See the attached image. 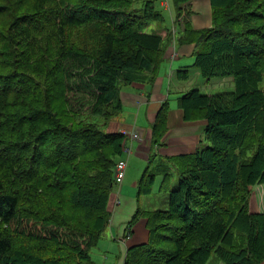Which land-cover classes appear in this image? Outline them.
<instances>
[{
  "label": "trees",
  "instance_id": "16d2710c",
  "mask_svg": "<svg viewBox=\"0 0 264 264\" xmlns=\"http://www.w3.org/2000/svg\"><path fill=\"white\" fill-rule=\"evenodd\" d=\"M189 1L0 0V264H95L115 166L132 141L107 126L122 87L157 78L165 5L179 42L194 44L191 68L232 78L234 91L179 97L184 121H206L205 145L150 169L168 130L161 104L138 194L159 175L165 188L172 173L178 182L167 209L132 217L129 226L147 220L148 238L123 264H264V213L248 209L264 184V0H210L201 30L190 28Z\"/></svg>",
  "mask_w": 264,
  "mask_h": 264
},
{
  "label": "crops",
  "instance_id": "0c3cea01",
  "mask_svg": "<svg viewBox=\"0 0 264 264\" xmlns=\"http://www.w3.org/2000/svg\"><path fill=\"white\" fill-rule=\"evenodd\" d=\"M187 4V9L191 13L187 17L190 28L201 30L211 26L210 0H190ZM167 9L164 6L165 12ZM168 12V17H165L167 22L161 26L160 32L165 35L168 30H171L173 35L168 37L166 34L162 37L165 53L155 82L148 85L137 81L122 87L119 92L122 104L120 120L116 124L112 123V129H109V125L107 126L108 132H131L139 128L144 131V138L140 143L131 141L129 143L132 149L131 153L129 156L123 154L122 158H127L128 161L124 179L121 184L115 185L112 189L108 202L109 226L103 233L97 247L91 251L95 264H123L127 249L145 243L148 238L147 220L145 218H140L134 225L129 226V222L135 213L138 210L166 209L165 201L163 207H158L155 203L148 204L149 197L155 196L156 192L161 194L162 191L166 190L162 182V175L156 177L150 194L141 196L138 194L140 176L149 165L151 126L161 104L166 100L169 102L168 130L162 139V145L151 149L157 155V159L150 164V169H154L155 165L153 164L158 160H163V157L192 153L205 143L203 132L206 121H184L183 111L177 106V99L188 92L187 88L196 89L194 85L201 81V74L198 69L191 68L194 62L192 57L194 44L179 42V35L177 34L182 31V25L175 24V15L172 9H169ZM174 28H176L175 33H173ZM187 68L189 69L188 78L186 80L179 79V73ZM212 82L214 86H224L226 83L231 85L232 78L204 80L203 88L207 86V83ZM206 92L207 95L212 94L211 89ZM171 95L180 96L175 99L176 102L172 103ZM159 163L157 162V164ZM144 200L146 201L145 208L142 207L141 203Z\"/></svg>",
  "mask_w": 264,
  "mask_h": 264
},
{
  "label": "rangeland",
  "instance_id": "374dc122",
  "mask_svg": "<svg viewBox=\"0 0 264 264\" xmlns=\"http://www.w3.org/2000/svg\"><path fill=\"white\" fill-rule=\"evenodd\" d=\"M168 11H169V9H167L166 12H165L166 17H168V13H169ZM166 22H167V20L165 19V23L164 24H166ZM200 80L202 82L199 81L198 84L194 85V86H195L196 89H198L203 94H206L207 93L206 91H208V89H211V91H212L211 95L217 94V93H222V92H232V91H234L233 81H232L231 85L226 83L224 86H214L213 82L212 83H207V86L205 88H203V84L202 83L204 82L205 79L201 77ZM186 84H188V83H186ZM261 86L264 88V79H263V82H262ZM191 88H187V91H189ZM180 95H178V96H180ZM178 96H176V95H171L170 96V100L172 101V103L176 102L175 99ZM119 115H117L114 118H112L111 120H109V122H111L109 124V129H112V126H113L112 123L116 124V123L119 122V120H120ZM86 120L89 121V122L96 123L99 126H102V124L104 123V120L98 115H89V117ZM102 128L105 129L106 127L102 126ZM107 130H108V128H107ZM204 145H205V143H204ZM177 182H178V176L176 175V173H172L171 176H170V183L167 186L166 190L162 191L161 194L156 192L155 196L152 195L151 197H149L148 198V204L155 203V205H157L158 207H163L162 205H163V203L165 201V206H166V209H167L168 205H169V191L171 189L173 190V189L176 188ZM141 203H142V207L145 208L146 201L145 200L141 201Z\"/></svg>",
  "mask_w": 264,
  "mask_h": 264
},
{
  "label": "built area",
  "instance_id": "2783aa9c",
  "mask_svg": "<svg viewBox=\"0 0 264 264\" xmlns=\"http://www.w3.org/2000/svg\"><path fill=\"white\" fill-rule=\"evenodd\" d=\"M176 32L174 28L173 33ZM165 36V35H163ZM130 138L132 142L140 143L144 138V131L142 129L136 128L130 133ZM132 151L130 144H124L123 152L125 154H130ZM127 162L120 160L115 166V184L119 185L122 183L125 175ZM248 209L250 212L254 213H264V184H259L253 187L251 195L248 201Z\"/></svg>",
  "mask_w": 264,
  "mask_h": 264
}]
</instances>
